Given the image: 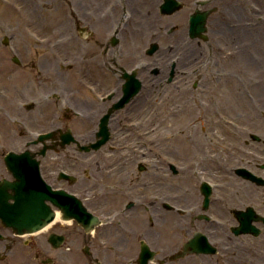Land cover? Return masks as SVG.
<instances>
[{
	"label": "flooded vegetation",
	"instance_id": "1",
	"mask_svg": "<svg viewBox=\"0 0 264 264\" xmlns=\"http://www.w3.org/2000/svg\"><path fill=\"white\" fill-rule=\"evenodd\" d=\"M176 2L179 6L167 11L176 10L167 13L166 0H84V9L69 14L73 32L56 24L51 13L38 14L51 30L26 26L39 36L33 41L35 56H28L42 73L21 84L26 100L17 120L23 121V111L51 101H57L64 120L53 118L55 136L48 143L57 151L44 156L39 143L22 136L10 147L1 141L0 183L14 179L5 156L29 151L42 174L43 167L57 174L52 181L68 183L60 188L74 192L78 171L72 167L75 158L84 157V226L57 218L36 258L72 252L74 228L82 237L84 264H264V110L225 104L219 93H211L233 75H240L234 81L244 93L247 76L226 61L219 46L236 41V48L246 46L238 33L248 24L243 23L246 2ZM205 14L206 34L201 32ZM192 28L199 31L196 38ZM224 31L233 33L230 41L208 39L209 33ZM50 57L61 63L62 73H48ZM208 95L213 98L207 105ZM153 105L161 107L155 110L157 129ZM79 124L84 130H76ZM67 132L84 144V152L75 143L61 149ZM102 140L99 149L85 150ZM108 144L113 158L103 159L102 174L114 181L93 186L86 176L89 156ZM50 152L53 162L47 159ZM65 152L72 162L55 168ZM94 163L99 167L98 159ZM190 176L196 181H187ZM58 224L62 230L54 229ZM24 238L0 218V260L24 246ZM190 241L195 247L185 249ZM48 259L56 261L41 262Z\"/></svg>",
	"mask_w": 264,
	"mask_h": 264
},
{
	"label": "rangeland",
	"instance_id": "2",
	"mask_svg": "<svg viewBox=\"0 0 264 264\" xmlns=\"http://www.w3.org/2000/svg\"><path fill=\"white\" fill-rule=\"evenodd\" d=\"M244 1L246 2V8L243 11V23L245 24L247 22L248 24H245V29L238 33L239 39H241L240 41H243L246 46L241 45V48H236L235 46L239 44V41H236V44H227L226 48L219 46V49L229 56L226 61L232 60V66L236 68L238 72L247 76V79L245 80V94L241 91L240 87H237L236 82L234 81L240 75H233V78L230 80H225V85L222 88L213 90L211 93H219L220 97L226 100L222 101V103H234L237 106L243 105L248 108V110L256 109L259 111L264 110V0ZM32 5H34L33 8H36V19H33L35 15L32 14L30 9ZM22 8L29 10H23L21 12L20 9ZM82 8L84 9V0H0V142L6 141L7 145L10 147L12 141L17 140L21 136L25 141L35 140L39 133L48 132L56 128L52 123L53 118H56V120H64L63 115L61 114L60 116V109L58 108L57 101H51L45 102L44 104L41 102L40 105L36 104L35 109H32L31 111H23V121H18L17 117L22 120V112L19 109L20 104L26 100L25 96L22 95L20 88L23 82H27L29 79H35V77L40 76L42 73V70L39 67L40 64H38L37 60L28 56V53H30L31 56H35L37 48L35 45L33 46V41L39 42L37 40L39 36L34 34L33 37L31 29L46 32L50 27L51 30L50 25L45 27L40 21L38 14L46 13L44 15L48 16L51 13L50 16H53L56 20V24L65 25V30L68 31L69 29L70 32H73L74 29L72 28V25L74 22L72 19H69V14L73 13V10L79 12ZM67 18L69 20L68 23ZM26 26L32 28L29 29ZM32 33L38 32L35 31ZM151 33L154 37L157 35V30L152 28ZM232 35L233 33L231 31L209 33L208 39L215 40L214 37H216L224 42H228L231 40ZM4 37L9 38L8 45L3 43ZM139 39L140 37L137 36L138 42ZM235 49L240 50L238 56H231V53ZM41 51L43 53V50ZM168 55L173 56L176 55V53L173 52ZM14 56H17L20 59L21 64H17L12 60ZM53 59V57H50L46 62L47 65L52 67L48 73L51 75L56 74V72L62 73L63 71H60L61 63L58 61H52ZM31 62L36 63L35 67H33ZM48 80H50L49 77ZM255 81L260 82L261 85L256 86L258 82ZM35 87L40 91L45 90L37 85ZM235 91L238 98L236 97ZM210 98H213V96L208 95L205 104L208 105V103H210ZM228 98H230V101L227 100ZM153 106L152 122L153 125H155L153 127L156 128L158 120L156 121L155 110L160 109L161 107ZM19 114L21 115V118ZM57 124L62 123L57 122ZM76 130H84V127L79 124L76 126ZM161 134L157 133L155 135L159 136ZM111 145L112 144H108L103 147L98 155L89 156V166H87L88 173L86 174V176L88 175L89 177L87 181L89 184L98 186L102 183H113V176L102 174V168L104 167L103 162L105 161L103 159L113 158V156H109ZM200 145L202 146L203 144L201 143ZM54 156L53 152H50L47 159L53 162ZM64 156H67V152H65V155L61 154L59 161L62 164L61 166L58 164L55 165V168L66 167L68 163L72 162ZM82 158L83 159L75 158V165L72 168H76L78 171L75 173L78 181L75 185L71 186V189H73L74 192L84 200V157ZM94 159L100 161L99 167L94 163ZM55 161L57 160H54V162ZM48 174L49 171L47 172L43 167V175L48 182L52 183L55 187L67 188L68 183L66 182L52 181L57 174ZM49 176H53V178L50 179ZM102 176L105 179L104 181H102ZM206 176V174H200L201 178H206ZM187 181L195 182L196 179L193 176H190ZM62 183L64 184L61 185ZM62 228L63 227H60L58 224L54 229L62 230ZM52 229L53 226H49L42 232L25 236L24 246L14 249L11 254L6 256L5 260H0V264H84V253L81 250V246H83L82 237L78 235V233L75 234L74 228L70 229L75 238L72 252H68V254L60 253L59 256H56L55 253L49 252V254H44L39 258H36L38 245L40 243L46 244L47 235ZM64 257L65 261L61 262ZM47 258L53 260L56 259V261L52 263L41 262V260Z\"/></svg>",
	"mask_w": 264,
	"mask_h": 264
},
{
	"label": "water",
	"instance_id": "3",
	"mask_svg": "<svg viewBox=\"0 0 264 264\" xmlns=\"http://www.w3.org/2000/svg\"><path fill=\"white\" fill-rule=\"evenodd\" d=\"M179 4L176 0H166L164 10L167 13H171L176 9L167 11L170 5ZM164 8V7H163ZM201 32L205 31L206 14L203 16ZM199 31L191 30L192 37L198 36ZM202 37L205 38L203 35ZM4 43H8V37L4 38ZM155 46L150 49V52H154ZM17 62V58L13 59ZM49 138H54L52 132L42 134L39 139L42 143ZM65 140L61 143L62 148L66 144H70L72 141L79 145L81 151H84V145L78 143L70 134L66 133L63 137ZM106 141L102 140L97 144H93L90 147H86V151L92 149H99ZM50 147L44 146L40 153L46 154V151ZM14 159L15 164L11 165L9 160ZM8 162V168L15 177V181H4L2 183L0 196V217L6 226L12 228L17 234H31L38 232L56 218V209H58L62 218L65 220L74 219L78 223L84 226V204L82 200L76 197L74 194L66 192L65 190L53 189L42 178L39 168V161H34L30 167L31 157L28 152L24 155L18 156L17 154L10 153L6 159ZM29 164V165H28ZM69 177V176H67ZM3 188V189H2ZM12 190V193H8V190ZM13 199V203H9L8 200ZM56 208V209H55ZM239 232V229L236 230ZM54 237H51L53 239ZM193 246V241L186 244L185 249Z\"/></svg>",
	"mask_w": 264,
	"mask_h": 264
},
{
	"label": "bare ground",
	"instance_id": "4",
	"mask_svg": "<svg viewBox=\"0 0 264 264\" xmlns=\"http://www.w3.org/2000/svg\"><path fill=\"white\" fill-rule=\"evenodd\" d=\"M34 5H35V3H34ZM34 5H32V6H31V8H30V9H31V12H32V14H35V8H33V7H34ZM20 10H21V12H22L23 10H24V11H26V10H29V9H23V8H22V9H20ZM23 14H24V13H23Z\"/></svg>",
	"mask_w": 264,
	"mask_h": 264
}]
</instances>
